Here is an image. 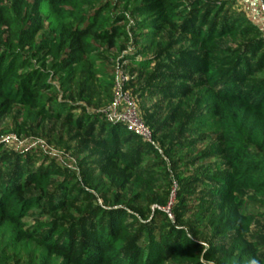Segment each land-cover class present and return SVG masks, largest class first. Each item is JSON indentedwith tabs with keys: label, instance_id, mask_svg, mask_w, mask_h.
Returning <instances> with one entry per match:
<instances>
[{
	"label": "trees",
	"instance_id": "trees-1",
	"mask_svg": "<svg viewBox=\"0 0 264 264\" xmlns=\"http://www.w3.org/2000/svg\"><path fill=\"white\" fill-rule=\"evenodd\" d=\"M233 6L227 0H0V126L17 112L12 132L19 138L29 136V126L41 120H63L88 135L97 132L93 143L105 156L97 163L103 183L94 182V192L87 194L94 206L64 227L58 221L29 226L30 209L45 211L48 202L54 211L66 207L78 168L60 157L70 175L51 193L55 172L30 161L26 152L31 148L9 155L0 137V264L19 259L26 264H187L195 252L198 260L188 264H264L257 244L247 238L254 217L241 195L247 190L264 194V53L257 55L264 34L248 21L241 26ZM165 33L185 36L192 53L174 46L162 51ZM226 36L245 40L232 51L224 86L217 89L208 60L220 52L216 40ZM171 63L205 78L197 79L202 87L194 98L197 112L187 122L188 141L162 152L110 114L118 86L121 94L135 96L136 104L146 94L165 97L169 89H178L161 83L184 79L183 74L162 71L147 77L153 67ZM253 76L258 77L246 90ZM231 120L239 121L238 128ZM164 126L149 127L153 141ZM196 136L222 141L221 161L212 163L222 173L212 182L186 175L190 166L208 161L200 153L205 143L195 149ZM132 138L141 139L162 160L170 183L187 181L210 190L209 198L198 195L196 206L206 207L195 216L199 225L208 222L219 239L216 245H203L179 225L177 215L169 220L159 204L149 217L124 206L121 198L131 188L149 186L138 169L146 160L143 146L132 151ZM190 150H199L197 161L180 168L172 156ZM30 188L40 195H27ZM108 190L115 191L114 197H106ZM175 204L185 208V195ZM207 209L212 210L209 218Z\"/></svg>",
	"mask_w": 264,
	"mask_h": 264
},
{
	"label": "rangeland",
	"instance_id": "rangeland-1",
	"mask_svg": "<svg viewBox=\"0 0 264 264\" xmlns=\"http://www.w3.org/2000/svg\"><path fill=\"white\" fill-rule=\"evenodd\" d=\"M211 1L223 2L225 0ZM227 2L234 3L231 11L234 16L243 20V22H240L241 26L248 21L257 26L264 34V0H227ZM227 10L228 6L224 7L222 9V14H225ZM209 20H211V17ZM244 40L245 38L242 36H237L235 39L226 36L216 40L221 47L220 52L213 54L211 59L208 60L209 64L212 65L210 78L213 80L218 79L215 88H223L224 85H222L221 82L226 75L227 69H229L230 63L233 61L231 53L233 50L237 49L239 44ZM164 41L166 45L161 47L162 51H166V49L174 46L177 51L192 53L189 48L188 39L180 33H165ZM257 51V55L261 56L264 53V45ZM201 59L206 62L204 58L201 57ZM162 71L180 73L185 75V78H172L175 81L161 83V85L166 87H179L178 89H169V94L165 97L149 96L146 94L144 99L137 103V114L148 129L149 127L158 128L161 125H165L163 133L154 140L156 146L163 152V150L165 151V148L172 143L188 141L186 136L189 134L190 128L187 122L197 112L194 98L197 96L198 89H200L198 87H202V83H198L199 80L205 77L204 75H196L186 68H181L179 66L175 67L172 63L170 65L164 64L159 68L153 67L147 74V77ZM256 77L258 76H253L246 81V85H244L246 90L255 83L252 79L254 80ZM197 79L199 80L197 81ZM196 85L198 86L196 87ZM262 93H264V90ZM177 94L180 96H173ZM132 98L135 100L136 97L132 96ZM94 107L95 109L90 108V110H103L100 106ZM17 118L18 114L14 112L12 116L3 121L0 126V137L2 136L3 139L16 137L12 130L15 119ZM230 122H232L231 125L233 127L238 128L239 125L237 123H239V121L231 120ZM85 131V128H76L63 120L58 121L47 118L30 125L29 136L16 137L22 141L23 144L20 145L15 141H7L5 150L8 151L9 155H15L18 148L23 149H20V151L31 148V153L26 152L32 157L30 161H33L35 165L44 163L50 171L55 172L50 178L51 182L48 187V191L51 193L70 175V168L61 161L60 157L71 161L74 165L76 164L78 168L75 182L69 189L72 199L67 202L66 207L60 211H54L53 204L48 202L47 204L43 203L46 207L45 211L40 208L30 209L25 219L29 223V226L39 225L43 227L58 221V224L64 227L68 223L78 220L87 209L96 204L94 199L87 198V194L94 192V182L103 183L102 178L99 177L97 163L105 156L103 150L93 143L97 136V132L93 135H88ZM195 139L198 141L195 149H199L200 146L205 143L200 153L206 156L208 161L203 163L200 167L194 166L190 168V166L188 171H186V175H192L194 179L195 177H197V179L202 177L206 182H212L215 177L222 173L215 169L212 164L221 161L219 154L222 141L219 138L207 139L203 136H196ZM130 142L132 151H135L140 145L143 146L142 151L146 160L138 169L140 170L141 178L147 181L146 183H148L149 186L144 185L140 190L131 188L129 192L121 198V202H123L124 206L135 211L139 215L143 214L144 217H149L151 213H153V210L157 208L153 207V205L159 204V209L168 216L169 220L174 221L177 215L180 218L179 225L185 227L188 233L203 245H216L219 239L213 236L212 228L209 226L208 222L205 221L202 225H199L197 223V217L195 216L196 212L206 207L205 204H202L203 206L201 208L200 206H196L200 201L197 198L198 195L209 198L210 190L206 189L203 184L188 183L187 181L182 184L170 183L168 179L169 171L163 166L162 160L157 157L152 150H147L146 145L141 139L132 138ZM40 145L45 147L49 153L43 154L40 151ZM50 148L52 151H50ZM197 152H199V150L184 151L175 154L172 156V159L180 161L179 167L181 168L185 164H191L197 161ZM191 169H195L193 174L190 172ZM114 194V190H108L106 197H114ZM182 194L185 195L186 207L178 208L175 203L177 198ZM27 195L37 197L40 195V192L30 188L27 190ZM241 195L248 203V213L254 217L247 238L257 244L259 256L264 258V194H256L247 190L241 191ZM249 196L254 198L249 200ZM192 206L196 207L189 208ZM211 213V209L204 211V215H207L208 218L211 217ZM135 226L136 225H134V227ZM57 232L59 233L60 231ZM198 258V252H195L188 260L187 264L198 260ZM219 259L221 260V257H219ZM10 264H26V262L24 259H19L13 260ZM165 264L172 263L167 262Z\"/></svg>",
	"mask_w": 264,
	"mask_h": 264
},
{
	"label": "built area",
	"instance_id": "built-area-1",
	"mask_svg": "<svg viewBox=\"0 0 264 264\" xmlns=\"http://www.w3.org/2000/svg\"><path fill=\"white\" fill-rule=\"evenodd\" d=\"M122 80H126V78L122 77ZM118 89V90H117ZM116 89V99L112 105L111 109V117L120 119L125 122L126 131L132 134H135L141 137L144 141L149 143L150 145L157 147L155 142L152 140V135L150 130L145 126L142 120L138 116L137 104L136 101L132 98L128 91L119 92V86ZM120 93V95H119ZM123 104V108L120 113L117 112V108ZM3 141H15L17 144H23L22 141L18 140L16 137H9L8 139H3ZM50 151L52 149L50 148ZM60 154V153H58Z\"/></svg>",
	"mask_w": 264,
	"mask_h": 264
}]
</instances>
